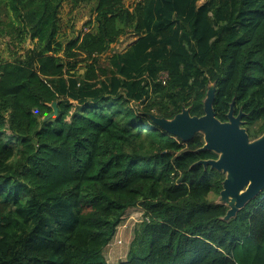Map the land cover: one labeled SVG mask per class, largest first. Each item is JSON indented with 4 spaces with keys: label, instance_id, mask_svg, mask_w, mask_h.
<instances>
[{
    "label": "trees",
    "instance_id": "16d2710c",
    "mask_svg": "<svg viewBox=\"0 0 264 264\" xmlns=\"http://www.w3.org/2000/svg\"><path fill=\"white\" fill-rule=\"evenodd\" d=\"M65 1L9 0L33 44L0 62V264H264V188L225 219V174L198 162L217 153L155 120L202 115L215 81L216 117L232 103L262 134L264 0H95L63 38ZM133 206L144 216L128 256L108 262Z\"/></svg>",
    "mask_w": 264,
    "mask_h": 264
},
{
    "label": "water",
    "instance_id": "95a60500",
    "mask_svg": "<svg viewBox=\"0 0 264 264\" xmlns=\"http://www.w3.org/2000/svg\"><path fill=\"white\" fill-rule=\"evenodd\" d=\"M215 89V81L209 83L202 115H191L189 107H183L172 118L155 117V120L182 140L201 133L204 143L200 148L217 153L216 158L198 162L210 164L225 174L217 201L228 206L224 215L228 219L264 188V131L258 137L250 138L242 126V112L235 114L232 103L227 119L217 118L213 108ZM52 106L53 111L46 118L56 116V101Z\"/></svg>",
    "mask_w": 264,
    "mask_h": 264
},
{
    "label": "rangeland",
    "instance_id": "374dc122",
    "mask_svg": "<svg viewBox=\"0 0 264 264\" xmlns=\"http://www.w3.org/2000/svg\"><path fill=\"white\" fill-rule=\"evenodd\" d=\"M135 1L124 0L128 6H132ZM94 5L95 0H88L74 8L71 1L66 0L60 12V36L63 38L71 37L80 30L86 29L87 27L84 24L93 17ZM14 23V14L9 7V0H0V62L10 61L22 56L26 48L33 44L29 38L23 39L24 36L21 38L17 35ZM131 40H133L132 36L124 35L117 42L111 44L110 49L99 56L101 66L106 64L107 57L111 52L123 49ZM77 70L79 73H83L85 67L79 65ZM143 216V209L140 206H133L126 210L115 235L103 251L108 262H116L127 258L132 245L131 242L136 229L139 228L143 220Z\"/></svg>",
    "mask_w": 264,
    "mask_h": 264
},
{
    "label": "built area",
    "instance_id": "2783aa9c",
    "mask_svg": "<svg viewBox=\"0 0 264 264\" xmlns=\"http://www.w3.org/2000/svg\"><path fill=\"white\" fill-rule=\"evenodd\" d=\"M166 74H167L166 72H162V76L161 77L164 78L166 76Z\"/></svg>",
    "mask_w": 264,
    "mask_h": 264
}]
</instances>
